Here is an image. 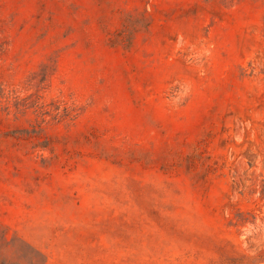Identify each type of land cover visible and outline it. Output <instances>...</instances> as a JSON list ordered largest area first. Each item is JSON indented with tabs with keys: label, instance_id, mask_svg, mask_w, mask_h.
<instances>
[{
	"label": "rangeland",
	"instance_id": "374dc122",
	"mask_svg": "<svg viewBox=\"0 0 264 264\" xmlns=\"http://www.w3.org/2000/svg\"><path fill=\"white\" fill-rule=\"evenodd\" d=\"M0 264H264V0H0Z\"/></svg>",
	"mask_w": 264,
	"mask_h": 264
}]
</instances>
